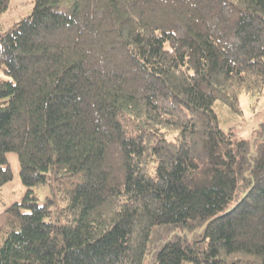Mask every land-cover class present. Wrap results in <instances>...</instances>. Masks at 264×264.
<instances>
[{
	"label": "trees",
	"instance_id": "trees-1",
	"mask_svg": "<svg viewBox=\"0 0 264 264\" xmlns=\"http://www.w3.org/2000/svg\"><path fill=\"white\" fill-rule=\"evenodd\" d=\"M0 69V264H264V120L214 109L264 95V0H34Z\"/></svg>",
	"mask_w": 264,
	"mask_h": 264
},
{
	"label": "rangeland",
	"instance_id": "rangeland-1",
	"mask_svg": "<svg viewBox=\"0 0 264 264\" xmlns=\"http://www.w3.org/2000/svg\"><path fill=\"white\" fill-rule=\"evenodd\" d=\"M34 7V0H10L9 6L0 14V28L7 29L15 21L29 14ZM9 76L0 69V80ZM241 111L233 109L229 104L218 99L214 103V109L218 115L222 128L232 131L237 137L253 139L257 135L258 129L264 120V95L254 99L249 94L244 93L240 98ZM7 158L13 171V177L8 182L0 186V243L6 228V207L15 201H20L27 187L23 183L20 175V160L16 151H8ZM39 199L43 203L46 196L51 193L49 184L35 187Z\"/></svg>",
	"mask_w": 264,
	"mask_h": 264
}]
</instances>
